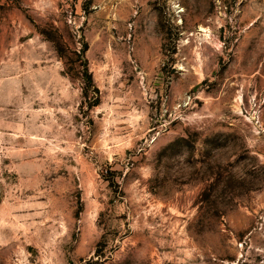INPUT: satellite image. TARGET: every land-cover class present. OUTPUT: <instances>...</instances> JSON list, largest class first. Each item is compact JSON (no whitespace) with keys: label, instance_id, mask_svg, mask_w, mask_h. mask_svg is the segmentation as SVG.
Returning a JSON list of instances; mask_svg holds the SVG:
<instances>
[{"label":"rangeland","instance_id":"obj_1","mask_svg":"<svg viewBox=\"0 0 264 264\" xmlns=\"http://www.w3.org/2000/svg\"><path fill=\"white\" fill-rule=\"evenodd\" d=\"M0 264H264V0H0Z\"/></svg>","mask_w":264,"mask_h":264},{"label":"trees","instance_id":"obj_2","mask_svg":"<svg viewBox=\"0 0 264 264\" xmlns=\"http://www.w3.org/2000/svg\"><path fill=\"white\" fill-rule=\"evenodd\" d=\"M92 81H91V78H88V81L87 83L85 84L84 86V92H85V95L87 94L88 90H89V85H91ZM94 106V105H93Z\"/></svg>","mask_w":264,"mask_h":264}]
</instances>
